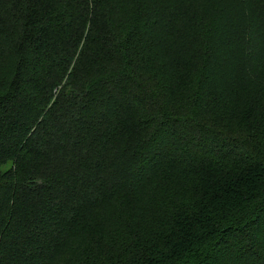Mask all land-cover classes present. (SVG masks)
I'll use <instances>...</instances> for the list:
<instances>
[{
	"label": "trees",
	"instance_id": "trees-1",
	"mask_svg": "<svg viewBox=\"0 0 264 264\" xmlns=\"http://www.w3.org/2000/svg\"><path fill=\"white\" fill-rule=\"evenodd\" d=\"M0 264H264V0H0Z\"/></svg>",
	"mask_w": 264,
	"mask_h": 264
}]
</instances>
